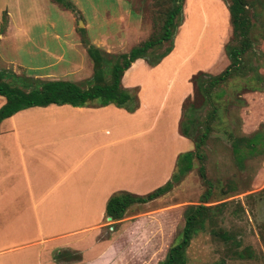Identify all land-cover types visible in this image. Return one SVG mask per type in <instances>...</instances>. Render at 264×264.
<instances>
[{
	"label": "crops",
	"instance_id": "obj_1",
	"mask_svg": "<svg viewBox=\"0 0 264 264\" xmlns=\"http://www.w3.org/2000/svg\"><path fill=\"white\" fill-rule=\"evenodd\" d=\"M69 1L76 8L77 2ZM11 26L9 18L0 44L10 40L9 49L15 51L21 42L45 62H19L31 79L43 81L37 75L53 59L69 54L77 71V50L87 57L72 36L51 35L50 41H72L58 48L47 44L49 35L43 31L9 35ZM174 55L173 46L157 65L137 59L122 74L121 87L136 90L133 112L112 105L51 104L20 110L0 122V264H122V253L115 248L118 238L139 218L165 210L166 194L143 204L161 208L125 214L115 223L104 218L106 200L117 191L141 196L163 185L176 155L191 150L178 123L193 72L171 66ZM8 60L15 70L17 62ZM104 221L111 233L100 238Z\"/></svg>",
	"mask_w": 264,
	"mask_h": 264
},
{
	"label": "rangeland",
	"instance_id": "obj_2",
	"mask_svg": "<svg viewBox=\"0 0 264 264\" xmlns=\"http://www.w3.org/2000/svg\"><path fill=\"white\" fill-rule=\"evenodd\" d=\"M11 1L13 3H9L5 9L3 7L8 0H0V35L6 31L10 18L12 26L9 27V35L33 33L34 30V34H39L43 31L49 35L47 44L57 45L58 48L72 41H50L53 40L51 35H58L59 38L61 35L65 38L72 36L77 40L74 42L85 50L83 43L79 42L80 34L76 29H87V43L111 55H118L126 53L151 34L158 0H74L77 6L73 12L50 0ZM135 28L138 32H135ZM230 34L228 14L221 0L183 1L181 25L173 37L175 55L170 65H177L184 72H193L188 79L191 86L189 97L192 96L190 79L195 73L202 71L215 75L227 66L223 45L230 40ZM12 43L5 40L0 44V69L31 79L28 75L32 74H27L19 62H29L30 65L45 62L32 55L30 47L21 42L12 51V48L9 49ZM163 47L155 53H160ZM253 48L258 55L252 65L259 61L264 63V37ZM68 49L73 51V46H68ZM79 54L77 50V71L71 68L70 55L66 54L67 57L53 59L42 67L44 72L37 76H41L43 81L57 78L82 85L91 75V64L89 66L82 52V55ZM8 59L17 62L15 70L14 65L7 63ZM51 69L54 74H48ZM59 69L65 73L57 74ZM259 73L264 78V69H260ZM241 98L244 104L235 105L222 117V122L214 124L201 150L205 176L213 184L207 205L225 204L213 225L207 226L190 241L186 249V264H212L220 261L223 264H264V88L262 92H243ZM204 110L200 112V117ZM256 131L263 135L260 153L246 158L242 168H239L231 153V139L250 136ZM197 167V161L193 160L191 171L165 195L166 202L161 205L165 210L145 214L148 216L139 218L134 228L118 238L115 248L122 253V264H157L163 260L167 248L182 228L185 208L198 204L199 196L205 190L197 175ZM144 206L133 205L126 215L143 214L161 208L160 205ZM104 224L100 238L111 233L106 221ZM211 232L224 233L229 240L224 242ZM244 249L248 251V256H234V251Z\"/></svg>",
	"mask_w": 264,
	"mask_h": 264
},
{
	"label": "trees",
	"instance_id": "obj_3",
	"mask_svg": "<svg viewBox=\"0 0 264 264\" xmlns=\"http://www.w3.org/2000/svg\"><path fill=\"white\" fill-rule=\"evenodd\" d=\"M50 1L67 11H74L69 0ZM183 1H156L151 34L126 53H105L101 48L87 43L84 29L77 28L79 42L83 43L91 63V75L82 85L62 80L39 81L0 69V97L4 99L0 106V122L20 110L51 104L71 107L112 105L133 112L137 108L136 90L123 89L120 85L121 76L137 59L144 60L148 66H155L171 52L174 33L181 25ZM221 1L225 4L231 29L230 40L223 45L228 64L218 74L197 72L190 79L192 96L185 98L181 105L178 132L190 142L191 150L176 155L171 175L163 185L141 196L124 191L114 192L104 205V218H109L113 223L118 222L133 205H143L167 194L191 171L193 160L197 161V175L205 190L199 196L198 204L185 208L182 228L167 248L163 260L157 264H186V249L190 241L207 226H212L215 217L220 214L225 202L207 205L213 184L205 176L202 147L214 124L222 122V117L235 105L244 104L241 93L262 92L264 88V78L259 73L260 69H264V63L259 61L252 65L258 55L253 46L264 37V0ZM162 47L160 53H155ZM204 108L203 116L200 117ZM262 141L260 131L231 139V153L239 168H242L246 158L260 153ZM211 234L224 242L229 240L224 233ZM248 255L246 249L234 251L236 258Z\"/></svg>",
	"mask_w": 264,
	"mask_h": 264
},
{
	"label": "water",
	"instance_id": "obj_4",
	"mask_svg": "<svg viewBox=\"0 0 264 264\" xmlns=\"http://www.w3.org/2000/svg\"><path fill=\"white\" fill-rule=\"evenodd\" d=\"M107 220L109 221L110 219H109V218H107Z\"/></svg>",
	"mask_w": 264,
	"mask_h": 264
}]
</instances>
